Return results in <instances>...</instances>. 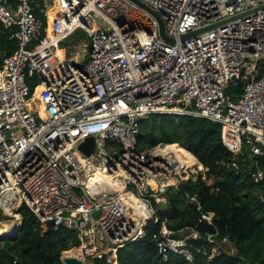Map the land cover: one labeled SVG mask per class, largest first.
<instances>
[{"label":"built area","instance_id":"1","mask_svg":"<svg viewBox=\"0 0 264 264\" xmlns=\"http://www.w3.org/2000/svg\"><path fill=\"white\" fill-rule=\"evenodd\" d=\"M137 1L0 0V32L17 43L0 54V209L3 219H12L10 209L19 215L6 233L22 225L25 205L41 222L76 232L80 245L68 251L83 264H117L118 250L151 220L161 223L153 238L163 260L175 253L192 261V239L211 243L202 249L208 259L222 248L235 254L228 236L216 242L197 226L170 229L148 201L168 204L188 180L212 185L210 168L172 144L140 150L137 135L157 114L217 122L230 165L239 170L238 157L249 158L251 178L264 179V0ZM78 29L88 37L87 62L61 61L62 42ZM89 137L86 154L80 145ZM182 195L201 210L196 195Z\"/></svg>","mask_w":264,"mask_h":264},{"label":"trees","instance_id":"2","mask_svg":"<svg viewBox=\"0 0 264 264\" xmlns=\"http://www.w3.org/2000/svg\"><path fill=\"white\" fill-rule=\"evenodd\" d=\"M16 48V41L9 39V34L0 32V54H12ZM36 84L32 83V89ZM41 89V86L37 88L36 99H40L38 92ZM161 143L190 151L210 168L215 180L212 185L201 179L183 182L178 190L169 194L183 214L168 203L166 209L158 211L160 216L168 218V227L174 231L185 226H197L203 231L199 225L201 214L213 212L216 216V242L228 236L236 253L222 248L220 254L208 259L202 249L209 253L211 243L192 239V261L175 253H169L163 260L153 238L161 229V223L151 220L141 239L118 250L117 264H264V179L255 182L251 178L248 172L251 160L238 157L240 169L235 170L230 165L232 152L221 139V125L196 116L157 114L143 120L137 135L138 148L145 150ZM258 164L264 172V161L260 160ZM185 192L197 196L201 210L191 203H180L178 196ZM19 212L23 223L17 239L0 241V264H63L62 252L80 245L74 230L55 229L51 224L41 222L25 205L19 208ZM94 264L110 262L103 258L95 260Z\"/></svg>","mask_w":264,"mask_h":264},{"label":"rangeland","instance_id":"3","mask_svg":"<svg viewBox=\"0 0 264 264\" xmlns=\"http://www.w3.org/2000/svg\"><path fill=\"white\" fill-rule=\"evenodd\" d=\"M97 23L102 24V21L97 18ZM59 49H60V52L58 55L60 56L62 61H64V59H67V60H70L72 63L74 62L75 63L81 62L82 64L86 63L87 62L86 59H87L88 52H89L87 34L83 31V29L76 30L72 35L69 36L66 42L65 41L62 42ZM214 180H215V177L213 176L212 173H210L208 175V182L211 184V182H214ZM178 199L180 203H187L182 194L178 196ZM148 201L151 202L152 205L159 210V212L161 210L166 209V207L168 206V204L166 203L158 205L153 201V199H149ZM159 212H158V215L160 216ZM14 214H16V212H14ZM3 215L4 214L2 210L0 209V220L3 218H6V216L5 215L3 216ZM18 219H19V216L17 215V222H18ZM5 232H6V228L3 226H0V235H2ZM71 254H74L76 256V254L78 255L79 253L78 251H65V252H62L61 256H70Z\"/></svg>","mask_w":264,"mask_h":264},{"label":"water","instance_id":"4","mask_svg":"<svg viewBox=\"0 0 264 264\" xmlns=\"http://www.w3.org/2000/svg\"><path fill=\"white\" fill-rule=\"evenodd\" d=\"M136 2H138L137 0H134ZM140 3V2H138ZM142 5V4H141ZM154 15L155 17H157V19L159 20L160 22V33H161V36L166 39L167 41L169 42H174V39L172 38H169L166 36L165 34V31H164V23H163V20L162 18L155 12H153L152 10H150ZM203 30H198V31H194V32H189L185 35H183L181 37V39H186V38H189L199 32H201ZM67 41V39L65 40V42ZM94 145H95V140L93 137H89L85 140V142L83 144L80 145V149L82 151H84L86 154H90L92 151H93V148H94ZM168 203L169 205L178 210V212L180 214H183V210L182 209H179L176 205H175V199L173 197H169L168 199ZM216 216L213 217L212 219V222H208L207 220L203 219L200 221L199 225L206 231V234L207 235L208 233H211L212 234V239L213 240H216V233H217V229H216ZM19 229L20 227H17L15 228L14 230V233L13 234H3V235H0V241H7V240H11V241H14L17 239L18 237V234H19ZM3 241V242H4ZM61 261L63 264H83L82 260L76 258V257H72V256H61Z\"/></svg>","mask_w":264,"mask_h":264},{"label":"bare ground","instance_id":"5","mask_svg":"<svg viewBox=\"0 0 264 264\" xmlns=\"http://www.w3.org/2000/svg\"><path fill=\"white\" fill-rule=\"evenodd\" d=\"M41 87H42V89L38 92V96L40 97V99L42 98L43 93H44V87H43V86H41ZM37 88H38V87H37ZM37 88H36V90H37ZM36 90H35V96L37 95ZM40 99H37V100L39 101ZM40 108H41V106H40ZM162 147H163V146H162ZM168 148L173 149L174 152H175L178 156H182V155H184V154H187L186 150L181 149V148H179V146L174 145V144L168 146ZM138 203H139V201L136 200V199L134 198L133 204H134V205H137ZM135 207H138V206H135ZM9 213H10V217L12 218L11 220H8V219H1V220H0V226L5 227V228H6V231H7V229L10 227V224H13V223H11V222H17V213L14 214V212H13L11 209L9 210ZM3 216H4V215H3ZM5 233H6V232H5ZM5 233H3V234H5ZM3 234H2V235H3Z\"/></svg>","mask_w":264,"mask_h":264},{"label":"crops","instance_id":"6","mask_svg":"<svg viewBox=\"0 0 264 264\" xmlns=\"http://www.w3.org/2000/svg\"><path fill=\"white\" fill-rule=\"evenodd\" d=\"M68 40V39H67ZM59 56V55H58ZM59 58H60V56H59ZM60 60L62 61V59L60 58ZM65 252V251H64Z\"/></svg>","mask_w":264,"mask_h":264}]
</instances>
